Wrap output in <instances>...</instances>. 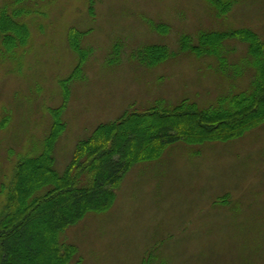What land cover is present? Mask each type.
Here are the masks:
<instances>
[{
  "label": "rangeland",
  "instance_id": "1",
  "mask_svg": "<svg viewBox=\"0 0 264 264\" xmlns=\"http://www.w3.org/2000/svg\"><path fill=\"white\" fill-rule=\"evenodd\" d=\"M19 4L31 9L23 16L29 38L0 58V207L15 161L41 149L49 108L63 99L62 79L78 60L68 43L71 27L84 31L78 43L90 52L67 84L64 128L53 146L58 171L79 138L124 109L171 108L181 98L205 106L249 86L244 42L224 40L221 65L214 54L180 49L181 34L195 41L200 29L249 27L264 40V0H234L220 13L208 0ZM149 42L170 51L151 66L133 55ZM114 191L109 207L87 211L59 231L60 241L76 246L68 264H264V121L226 139L172 141L158 156L134 162ZM39 232L30 242L42 253L37 264L47 251Z\"/></svg>",
  "mask_w": 264,
  "mask_h": 264
},
{
  "label": "trees",
  "instance_id": "2",
  "mask_svg": "<svg viewBox=\"0 0 264 264\" xmlns=\"http://www.w3.org/2000/svg\"><path fill=\"white\" fill-rule=\"evenodd\" d=\"M20 1L0 3V58L11 57L29 38L23 16L31 9L19 4ZM208 1L220 13L234 0ZM89 6L92 8V3ZM83 33L74 27L68 32V43L77 52L78 60L62 79L61 103L49 108L52 121L41 149L35 154L20 155L14 163L6 200L0 207V264H37L36 254L42 253L38 245L30 244L35 231L46 238L47 251L41 264H68L76 246L60 241L59 231L87 211L109 207L115 198V186L134 162L158 156L168 143L177 139L187 142L226 139L264 121V40L249 27L200 29L195 41L189 34H181L180 49L196 56L214 54L223 65L227 49L224 40L235 38L244 42L251 57L249 86L219 96L205 106L181 98L171 108L150 105L145 109H124L117 117L99 121L88 135L79 138L64 168L58 171L54 167L53 146L64 128L60 114L68 93L67 84L81 74L83 61L90 52L89 46L78 43ZM114 48L119 52V43ZM169 53L165 43L149 42L138 47L133 55L151 66ZM61 208L67 210L57 213Z\"/></svg>",
  "mask_w": 264,
  "mask_h": 264
}]
</instances>
